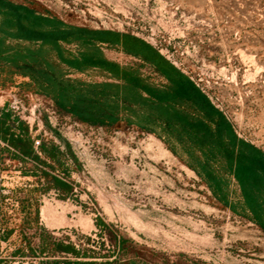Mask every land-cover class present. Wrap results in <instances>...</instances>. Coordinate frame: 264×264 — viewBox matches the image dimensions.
Returning <instances> with one entry per match:
<instances>
[{"label":"rangeland","instance_id":"374dc122","mask_svg":"<svg viewBox=\"0 0 264 264\" xmlns=\"http://www.w3.org/2000/svg\"><path fill=\"white\" fill-rule=\"evenodd\" d=\"M13 1L37 10L45 32L58 22L98 39L60 42L63 58L49 42L21 70L56 63L67 80L114 83L84 66L110 62L166 87L154 66L105 40L133 37L188 78L238 140L264 153V0ZM15 82L22 83L0 90V117L10 116L2 135L27 130L34 145L58 147L60 162L40 150L47 166L24 159L0 138V264H264V231L237 180L226 186V202L217 198L195 170L203 156L180 144L179 132L161 128L157 111L132 105L119 122L92 125L58 108L32 79ZM54 176L72 191L56 189Z\"/></svg>","mask_w":264,"mask_h":264},{"label":"trees","instance_id":"16d2710c","mask_svg":"<svg viewBox=\"0 0 264 264\" xmlns=\"http://www.w3.org/2000/svg\"><path fill=\"white\" fill-rule=\"evenodd\" d=\"M39 29V41L42 45L40 49H43L45 44L53 42L57 54L62 58L65 52L60 42L69 43L72 38L78 39L81 35L91 38L92 41L97 39L93 36L94 34L86 31H70L58 22L54 24V32L47 34L43 31V27ZM105 40L120 43L127 53L143 58L146 63L154 66L169 84L164 88L153 86L142 77L139 70L110 62H94L84 66L85 69L94 67L109 73L115 80L114 83L87 85L67 80L63 70L56 63L38 62L37 65L26 63L22 72L28 74L33 84L37 86V90L52 98L58 108L84 123L113 125L120 121L119 115L122 112L131 111L132 105L144 106L157 111L156 121L160 123L161 128L179 132L180 144H188L203 156V161H200L199 168L195 170L204 177L217 198L226 202L228 196L226 186H229L232 177L237 180L246 208L248 207L247 210L264 231V153L238 140L229 123L211 105L206 96L168 62H159L157 54L145 44L130 36L123 39L119 36L113 39L107 37ZM62 63H68L69 67L78 72L85 70L81 62ZM9 117L3 114L0 117V124H5ZM11 128L13 129L14 126ZM4 131L6 132L5 137L0 131V138L10 142L24 159L32 158L37 163L47 166V162L42 160L35 150L34 141L27 130H22L19 134H10L9 139L6 138L9 129ZM39 150L41 155L60 162L58 147L49 148L46 143H42ZM218 167L223 172L222 174L216 171ZM45 175L48 176V174ZM51 183L58 190L72 191L70 184L59 177H52ZM125 243L124 240L118 241V248L122 249ZM100 264L122 263L120 260H115Z\"/></svg>","mask_w":264,"mask_h":264},{"label":"crops","instance_id":"0c3cea01","mask_svg":"<svg viewBox=\"0 0 264 264\" xmlns=\"http://www.w3.org/2000/svg\"><path fill=\"white\" fill-rule=\"evenodd\" d=\"M39 34L37 10L13 0H0V77L5 75L4 79H0V90L10 83H22L15 82V78L31 83L21 66L22 62H37Z\"/></svg>","mask_w":264,"mask_h":264},{"label":"built area","instance_id":"2783aa9c","mask_svg":"<svg viewBox=\"0 0 264 264\" xmlns=\"http://www.w3.org/2000/svg\"><path fill=\"white\" fill-rule=\"evenodd\" d=\"M41 146V141H35V145H34V147H35V150L36 151H38L39 150V147Z\"/></svg>","mask_w":264,"mask_h":264}]
</instances>
